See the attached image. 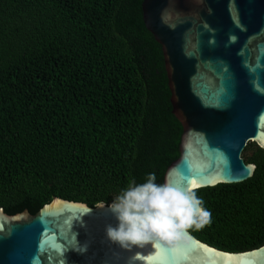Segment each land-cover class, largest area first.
Masks as SVG:
<instances>
[{
	"label": "trees",
	"instance_id": "16d2710c",
	"mask_svg": "<svg viewBox=\"0 0 264 264\" xmlns=\"http://www.w3.org/2000/svg\"><path fill=\"white\" fill-rule=\"evenodd\" d=\"M144 0H0V208L54 198L111 204L181 152L163 46ZM254 175L195 189L211 222L190 229L227 251L264 245V148Z\"/></svg>",
	"mask_w": 264,
	"mask_h": 264
},
{
	"label": "water",
	"instance_id": "95a60500",
	"mask_svg": "<svg viewBox=\"0 0 264 264\" xmlns=\"http://www.w3.org/2000/svg\"><path fill=\"white\" fill-rule=\"evenodd\" d=\"M142 9L184 128L165 182L195 190L252 177L257 166L242 153L264 138V0H144ZM110 205L56 197L36 213L0 208V264H264V245L227 251L190 231L174 246L121 247L106 235L118 223Z\"/></svg>",
	"mask_w": 264,
	"mask_h": 264
},
{
	"label": "clouds",
	"instance_id": "9594fccd",
	"mask_svg": "<svg viewBox=\"0 0 264 264\" xmlns=\"http://www.w3.org/2000/svg\"><path fill=\"white\" fill-rule=\"evenodd\" d=\"M261 147H264L261 145ZM118 223L106 226V235L124 248L162 241L176 245L211 222V213L195 190L157 183L155 173L146 182L131 183L111 203Z\"/></svg>",
	"mask_w": 264,
	"mask_h": 264
},
{
	"label": "snow or ice",
	"instance_id": "6c2138e0",
	"mask_svg": "<svg viewBox=\"0 0 264 264\" xmlns=\"http://www.w3.org/2000/svg\"><path fill=\"white\" fill-rule=\"evenodd\" d=\"M260 135L261 137H264V133H261ZM260 142H261V145L264 146V138H261Z\"/></svg>",
	"mask_w": 264,
	"mask_h": 264
}]
</instances>
